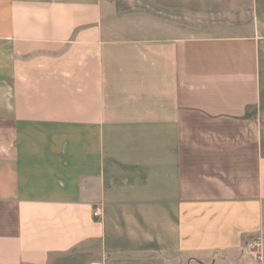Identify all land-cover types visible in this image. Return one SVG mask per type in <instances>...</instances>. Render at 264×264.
Wrapping results in <instances>:
<instances>
[{
    "label": "crops",
    "instance_id": "obj_1",
    "mask_svg": "<svg viewBox=\"0 0 264 264\" xmlns=\"http://www.w3.org/2000/svg\"><path fill=\"white\" fill-rule=\"evenodd\" d=\"M0 264H264V0H0Z\"/></svg>",
    "mask_w": 264,
    "mask_h": 264
},
{
    "label": "built area",
    "instance_id": "obj_2",
    "mask_svg": "<svg viewBox=\"0 0 264 264\" xmlns=\"http://www.w3.org/2000/svg\"><path fill=\"white\" fill-rule=\"evenodd\" d=\"M97 214V213H96ZM251 248L253 250V252L255 253V255L258 257V258H261L262 255H261V252L259 250L260 246H261V242H260V238H255V239H252V242H251Z\"/></svg>",
    "mask_w": 264,
    "mask_h": 264
}]
</instances>
